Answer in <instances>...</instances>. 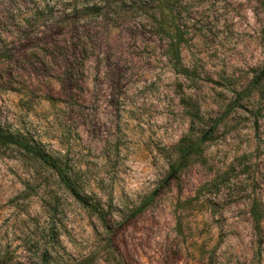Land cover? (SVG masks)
Segmentation results:
<instances>
[{
  "label": "rangeland",
  "instance_id": "rangeland-1",
  "mask_svg": "<svg viewBox=\"0 0 264 264\" xmlns=\"http://www.w3.org/2000/svg\"><path fill=\"white\" fill-rule=\"evenodd\" d=\"M263 66L264 0H0V131L52 158L0 141V264H264Z\"/></svg>",
  "mask_w": 264,
  "mask_h": 264
},
{
  "label": "trees",
  "instance_id": "trees-1",
  "mask_svg": "<svg viewBox=\"0 0 264 264\" xmlns=\"http://www.w3.org/2000/svg\"><path fill=\"white\" fill-rule=\"evenodd\" d=\"M257 79L263 80L264 79V66L262 70L260 71L259 75L257 76ZM11 140V139H10ZM8 137L0 131V141L3 142H11L13 144L18 145L20 148H22L27 154L32 155L33 157L43 161V162H49V160L52 158L47 155L42 149L31 146L28 143L21 142V141H15L11 140L10 141ZM63 180H65L66 184L69 185V181L65 179V176L62 174L61 175ZM171 178H169L163 185L159 186L156 188L149 196L146 197V199L131 213L130 219L134 218L135 216H138L141 212H143L159 195H161L164 190L171 184ZM77 195V193H75ZM101 220L104 222L105 226H108V221L106 220V217H101Z\"/></svg>",
  "mask_w": 264,
  "mask_h": 264
}]
</instances>
